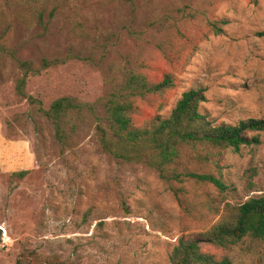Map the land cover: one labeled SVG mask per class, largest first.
Segmentation results:
<instances>
[{"label":"rangeland","instance_id":"rangeland-1","mask_svg":"<svg viewBox=\"0 0 264 264\" xmlns=\"http://www.w3.org/2000/svg\"><path fill=\"white\" fill-rule=\"evenodd\" d=\"M34 4L0 0V44L40 71L25 81L33 104L15 91L16 63L0 56V264H169L178 237L217 220L209 199L221 209L264 194V131L249 134L259 145L220 154L214 173L229 187L220 198L175 184L186 211L156 173L105 154L95 133L102 98L127 72L175 80L136 101V125L167 118L182 93L199 88V111L214 125L264 119V0H48L56 10L42 24L29 14ZM218 20L227 24L214 35L209 22ZM43 60L57 62L44 69ZM61 97L95 106L67 149L39 110ZM203 250L264 264V243L248 239Z\"/></svg>","mask_w":264,"mask_h":264},{"label":"trees","instance_id":"trees-1","mask_svg":"<svg viewBox=\"0 0 264 264\" xmlns=\"http://www.w3.org/2000/svg\"><path fill=\"white\" fill-rule=\"evenodd\" d=\"M28 1L35 3L29 14L40 24L46 12L49 19L53 17L56 8L47 9L45 3L48 0ZM226 24L225 20L209 22L214 35H219ZM0 56L12 58L22 74V78L16 81L15 91L30 103L38 104L25 94L24 86L27 77L40 71L1 44ZM56 62L43 60L42 68ZM174 86L175 80L170 75L154 83L142 74L127 72L123 81L111 86L102 98V115L96 120L95 133L105 154L118 163L140 164L156 173L169 185L178 206L186 211L182 189L175 184L189 182L213 189L217 198L225 195L229 187L214 173L220 170V154L222 151L238 153L243 147L259 145L258 135L249 134L264 131V119L242 120L236 125H214L199 111L200 103L205 101L204 90L199 88L182 93L167 118L154 116L141 125L134 123L138 99L160 94ZM39 110L52 125L58 145L64 149L73 146L84 113L95 116L94 104L80 103L72 97L57 98L45 109L40 106ZM25 175V171L14 174L19 178ZM214 202L216 199H209L208 207L213 216H218L217 220L203 231L178 237L168 256L169 264H233L229 256L216 257L205 252L204 246L229 250L247 239L264 243V194L241 204H225L221 209ZM16 264L23 263L18 260Z\"/></svg>","mask_w":264,"mask_h":264}]
</instances>
